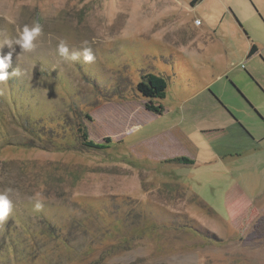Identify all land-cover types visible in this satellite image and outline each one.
<instances>
[{"label": "rangeland", "instance_id": "1", "mask_svg": "<svg viewBox=\"0 0 264 264\" xmlns=\"http://www.w3.org/2000/svg\"><path fill=\"white\" fill-rule=\"evenodd\" d=\"M190 1L0 0V264H264V0Z\"/></svg>", "mask_w": 264, "mask_h": 264}, {"label": "clouds", "instance_id": "2", "mask_svg": "<svg viewBox=\"0 0 264 264\" xmlns=\"http://www.w3.org/2000/svg\"><path fill=\"white\" fill-rule=\"evenodd\" d=\"M199 21H197V24ZM41 33V27L39 24H35L33 26L24 25L22 30L14 37L8 38L5 37L4 42L0 44V48H2L5 44L8 45L9 49H12L13 43L18 44L21 49L24 51H31L35 45L33 41L38 37ZM87 41H84L83 44L87 45ZM14 50V49H13ZM58 53L60 57L68 59V48L66 43L61 40L58 44ZM82 55L83 60L85 62H92L94 60V55L90 47H84L81 54H72L70 57L72 60H76L80 58ZM12 62V52L0 54V83H5L10 75H19V72L14 69L12 73L6 71L9 68ZM10 189H6L3 192H0V222H3L9 216L12 209V201L9 199ZM36 207H40L37 203Z\"/></svg>", "mask_w": 264, "mask_h": 264}, {"label": "trees", "instance_id": "3", "mask_svg": "<svg viewBox=\"0 0 264 264\" xmlns=\"http://www.w3.org/2000/svg\"><path fill=\"white\" fill-rule=\"evenodd\" d=\"M198 1L199 0H191L190 4L193 6ZM255 50H256V46L252 44L249 50V54L253 53ZM166 87H167L166 78L163 77L162 75H156L152 73L143 74L141 80L136 84V89L142 94L143 97L148 99V103H146V108L154 112H161L163 110L162 109L163 107L160 104L155 105L154 103H152V100L164 98ZM77 130L79 132L80 138L84 146L93 147L96 149H104L109 147V145H107L111 141L109 137H105L102 142H96L88 137V133L84 126L78 125ZM172 161L181 162V163L193 162L191 159H189L186 156L174 157L172 158Z\"/></svg>", "mask_w": 264, "mask_h": 264}, {"label": "flooded vegetation", "instance_id": "4", "mask_svg": "<svg viewBox=\"0 0 264 264\" xmlns=\"http://www.w3.org/2000/svg\"><path fill=\"white\" fill-rule=\"evenodd\" d=\"M250 50V49H249ZM256 50H257V48H256ZM255 50V51H256ZM254 51V52H255ZM253 52V53H254ZM253 53H251V54H253ZM251 54H249V52H248V56L249 55H251ZM231 121H234V124H236V125H238L237 124V121H236V119H234V118H232V120ZM225 128V126H221V127H212V128H208V129H205L206 131H222L223 129ZM243 135H246L247 136V134L243 131V129L242 128H240V130H239ZM223 155V154H222Z\"/></svg>", "mask_w": 264, "mask_h": 264}, {"label": "crops", "instance_id": "5", "mask_svg": "<svg viewBox=\"0 0 264 264\" xmlns=\"http://www.w3.org/2000/svg\"><path fill=\"white\" fill-rule=\"evenodd\" d=\"M224 154V153H223Z\"/></svg>", "mask_w": 264, "mask_h": 264}]
</instances>
